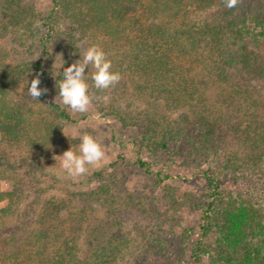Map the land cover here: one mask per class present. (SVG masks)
Masks as SVG:
<instances>
[{
  "label": "trees",
  "instance_id": "trees-1",
  "mask_svg": "<svg viewBox=\"0 0 264 264\" xmlns=\"http://www.w3.org/2000/svg\"><path fill=\"white\" fill-rule=\"evenodd\" d=\"M51 45L63 67L86 45L108 54L122 79L92 87L108 99L101 114L142 127L139 142L151 156L187 157L204 183L200 197L150 196L99 175L96 188L44 199L39 173L59 156L72 122L49 92L39 100L28 92L37 75L49 90L43 61ZM0 145V178L12 184L0 190V264H157L167 241L148 222H169L191 205L198 229L181 238L194 240L196 262L264 264V0L231 9L224 0H51L46 13L33 0H0ZM156 178L162 188L169 177ZM27 198L22 227L1 234ZM132 219L131 238L122 231Z\"/></svg>",
  "mask_w": 264,
  "mask_h": 264
},
{
  "label": "rangeland",
  "instance_id": "rangeland-1",
  "mask_svg": "<svg viewBox=\"0 0 264 264\" xmlns=\"http://www.w3.org/2000/svg\"><path fill=\"white\" fill-rule=\"evenodd\" d=\"M33 1L40 12L46 13L50 9L51 0ZM88 47L90 46L86 45L85 49ZM43 63L50 74L49 99L55 102L58 95L55 90V79L63 67L62 51L56 45H51L49 55ZM107 101V98L95 96L90 110L86 113L73 112L60 101H57L68 110L72 118V122L64 123V141L59 155L71 150V148L78 153L80 137L84 133H88L105 147L106 156L100 164L90 168L88 174L76 178L69 177L60 167L59 161H46L43 165V171L39 173L45 191L44 199L49 200L52 197L59 199L64 197L66 193L83 192L96 188L101 179L99 175L103 177L114 176L127 189L144 192L150 196H162L165 191H169L179 198H182L186 193H194L195 196L200 197L204 192V183L201 177L197 175L199 173L198 168H192L187 157H178L172 161L165 156L159 158L151 156L141 147L139 142L144 132L142 127H124L111 116L101 114L104 112L103 109ZM127 101L137 107H144V104L134 96L129 95ZM0 148H2V145H0ZM139 160L148 163L153 172L149 173L146 168H142L139 165ZM161 172L167 174L169 178L164 180V187L158 188L156 174ZM227 185L232 187L231 182ZM0 190L11 191L12 184L0 178ZM31 199L27 198L26 202L20 204L18 212L9 220L7 226L2 228L3 232L1 234L4 232L10 233L18 227H22V223L26 218L25 215L18 217V213L21 210H28L26 204ZM6 205V201H0V209ZM80 207L81 203L75 200L69 204L72 211H77ZM31 216V218L34 217V215ZM130 221L124 226L122 235H129L132 238L137 233L133 228L134 220ZM148 223L158 229V234L164 235L167 241L166 254L158 258L157 264H210L207 258L196 262L192 254L194 240L187 243L186 240L181 238L184 232L198 229L199 211L192 205L182 208L180 212H175L174 217L169 222L164 221L160 225L155 222ZM73 225L74 219H69L67 223L68 235H70L69 229Z\"/></svg>",
  "mask_w": 264,
  "mask_h": 264
},
{
  "label": "clouds",
  "instance_id": "clouds-1",
  "mask_svg": "<svg viewBox=\"0 0 264 264\" xmlns=\"http://www.w3.org/2000/svg\"><path fill=\"white\" fill-rule=\"evenodd\" d=\"M239 2L240 0H224L225 6L229 9L236 7ZM34 27H40V22L37 21ZM89 69L91 72L87 75L86 70L88 73ZM62 77L56 84L58 95L55 103L60 101L66 108L78 113L90 110L95 99L92 87L105 91L114 88L122 79L119 72L113 71L108 54L97 45L83 50L80 59L70 67H63ZM89 79L93 84L88 83ZM40 85L41 79L37 75L28 88L29 95L35 100L49 92L46 87L41 88ZM105 156V147L95 137L84 133L80 137L78 153L71 148L62 155L53 156V159L59 161L60 167L69 177L76 178L88 174L90 168L100 164Z\"/></svg>",
  "mask_w": 264,
  "mask_h": 264
}]
</instances>
